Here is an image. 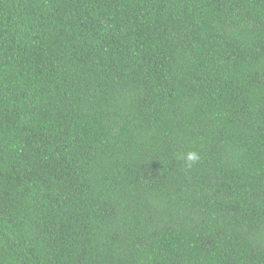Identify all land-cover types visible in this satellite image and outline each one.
<instances>
[{"label": "trees", "instance_id": "1", "mask_svg": "<svg viewBox=\"0 0 264 264\" xmlns=\"http://www.w3.org/2000/svg\"><path fill=\"white\" fill-rule=\"evenodd\" d=\"M0 264H264V0H0Z\"/></svg>", "mask_w": 264, "mask_h": 264}, {"label": "clouds", "instance_id": "2", "mask_svg": "<svg viewBox=\"0 0 264 264\" xmlns=\"http://www.w3.org/2000/svg\"><path fill=\"white\" fill-rule=\"evenodd\" d=\"M186 159H187L188 162H190L189 166H191V164L195 163L199 159V157H198V155L195 152H189L187 154V158Z\"/></svg>", "mask_w": 264, "mask_h": 264}]
</instances>
